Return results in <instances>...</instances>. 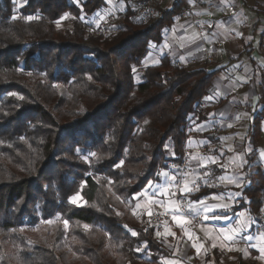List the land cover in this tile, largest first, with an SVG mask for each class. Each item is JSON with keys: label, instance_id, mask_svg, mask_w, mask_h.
<instances>
[{"label": "trees", "instance_id": "obj_1", "mask_svg": "<svg viewBox=\"0 0 264 264\" xmlns=\"http://www.w3.org/2000/svg\"><path fill=\"white\" fill-rule=\"evenodd\" d=\"M185 1L145 22L125 0L114 24L94 25L106 0H0V264H163L133 205L181 163L214 72L167 54L142 61ZM245 192L256 214L260 170Z\"/></svg>", "mask_w": 264, "mask_h": 264}, {"label": "crops", "instance_id": "obj_2", "mask_svg": "<svg viewBox=\"0 0 264 264\" xmlns=\"http://www.w3.org/2000/svg\"><path fill=\"white\" fill-rule=\"evenodd\" d=\"M116 1L107 5L120 7ZM191 3L164 27L160 44L177 63L214 72L185 130L188 168L179 179L178 165H168L146 184L133 211L146 222L153 205L169 214L157 233L167 253L163 264H264V194L250 214L245 192L257 171L264 176V0ZM198 190L210 192L193 198ZM179 207L201 215L198 228Z\"/></svg>", "mask_w": 264, "mask_h": 264}, {"label": "rangeland", "instance_id": "obj_3", "mask_svg": "<svg viewBox=\"0 0 264 264\" xmlns=\"http://www.w3.org/2000/svg\"><path fill=\"white\" fill-rule=\"evenodd\" d=\"M13 1H14V5H15V10L19 9V7L22 4L25 3V0H13ZM124 1L125 0H117L116 3L120 5V7H118V5H117V8H115L113 6V4L107 5V8L106 9H103L102 12L99 11L100 13H98L97 18H95L93 20L86 19L85 21H90V23L93 22L94 25L114 24L116 22V18H117V10H119V9L120 10H124V8H125ZM129 2L131 3L132 8H133V10L135 12L134 13V16L137 17V18H139V19L140 18L142 19L141 13L139 12L140 5H138V3L140 1H137V0H129ZM157 5L160 6V4H157ZM157 9H158V7H157ZM81 20H83L82 16H81ZM69 21H70V16L69 15H65L59 21V25H62V26L69 25ZM145 22H149L148 19H145ZM164 54L171 55V51L167 50V45H165L164 43L162 45H160V46H156L154 44H151L150 45V52L147 55V57L142 61V65L143 66H147V65H150V64H154V63H156L158 61L159 57L162 56V55H164ZM134 80L136 82H139V81H141V78L137 74H134ZM201 106H202L201 104H199L198 106H196L195 107V110L191 114V116L195 117L197 115L199 109L201 108ZM188 122H189V119H188V121L186 123V127L188 126ZM185 129L187 130V128H185ZM184 155L185 154L183 152V156ZM185 157H186V155H185ZM186 161H187V157H186ZM187 164H188V161H187ZM158 186H159V183H155V187L158 188ZM71 200L73 202H75V203H82V202H80V197H78V196L72 197ZM157 213H159V214H161V215H163L165 217V219L163 221V226H164L166 224V222H167V218H169V214L166 211H164V209H158V208H156L153 205L152 209L150 210V212L147 213L148 215L147 214L145 215V217L148 218L147 216L150 217L153 214L155 215ZM139 218H140V216H139ZM140 219H142V218H140ZM143 222H146V221H143ZM147 222L148 223H151V221H149V220H147ZM33 232H37L38 233L39 230L35 229Z\"/></svg>", "mask_w": 264, "mask_h": 264}, {"label": "built area", "instance_id": "obj_4", "mask_svg": "<svg viewBox=\"0 0 264 264\" xmlns=\"http://www.w3.org/2000/svg\"><path fill=\"white\" fill-rule=\"evenodd\" d=\"M158 0H143L138 3L140 5L139 12L141 13L142 20L148 19V21H151L155 18L157 15V7L159 5ZM202 4V0H192L191 7L198 6ZM207 56L209 57L210 54L208 53ZM201 104L203 105L204 102L200 100L197 104V106ZM185 154V153H184ZM187 157V156H186ZM185 155L182 158L181 163L178 165L180 168L179 171V179L182 177L183 173L186 171L187 167V161H186ZM172 164L171 161L168 162V165ZM181 213L184 215V217L194 226V228H198L199 225L202 223V217L199 214H193L190 212H187L185 209L179 207L178 208ZM165 217L159 213L153 214L151 217V224L155 226L156 233H159L163 229V221Z\"/></svg>", "mask_w": 264, "mask_h": 264}, {"label": "snow or ice", "instance_id": "obj_5", "mask_svg": "<svg viewBox=\"0 0 264 264\" xmlns=\"http://www.w3.org/2000/svg\"><path fill=\"white\" fill-rule=\"evenodd\" d=\"M174 179V178H173ZM151 183V182H150ZM209 209H205V211H208ZM173 219H176V217H173ZM87 227V226H86ZM235 231V230H233ZM133 234L135 235V232H133ZM159 235V234H158ZM195 246V245H194ZM262 252H264V249L261 250Z\"/></svg>", "mask_w": 264, "mask_h": 264}]
</instances>
